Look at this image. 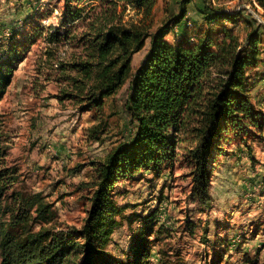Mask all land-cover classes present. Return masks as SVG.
I'll use <instances>...</instances> for the list:
<instances>
[{"label":"rangeland","instance_id":"obj_1","mask_svg":"<svg viewBox=\"0 0 264 264\" xmlns=\"http://www.w3.org/2000/svg\"><path fill=\"white\" fill-rule=\"evenodd\" d=\"M181 1H186L185 18L190 24L187 27L183 20L180 26H171L165 36L171 44L185 30L197 34L194 30L199 27L206 29L201 20L205 7H224L237 14L233 26H226L241 46L248 31L260 25L261 53L257 63L248 67L247 76L250 100L264 114V10L256 0H232L224 6L216 0H155L149 15L122 5L114 14L118 21L144 27L150 34L180 14ZM63 7V0H0V57L13 33L17 41H23L37 27L46 32L59 26ZM88 21L78 22L70 34L78 37ZM42 35L27 46L0 100V139L7 148L2 167L15 178L5 190L0 223L12 220L23 198L40 193L53 218L48 223L39 221L31 210V231L41 226L80 228L93 191L86 184L95 180L96 168L111 149L134 133L125 108L128 82L105 98L101 107L83 110L89 84L79 91L82 82L73 81L81 75L68 69L70 63L84 61L82 44L77 38L49 44ZM148 48L149 37L133 54L132 70L143 62ZM256 130L248 126L228 132L219 143L208 206L190 196L189 141L177 144L172 161L160 172L142 170L119 178L113 194L122 224L112 235L109 250L115 255L124 252L137 227L152 220L150 264H264V142L258 141ZM11 230L21 232L16 226Z\"/></svg>","mask_w":264,"mask_h":264},{"label":"trees","instance_id":"obj_2","mask_svg":"<svg viewBox=\"0 0 264 264\" xmlns=\"http://www.w3.org/2000/svg\"><path fill=\"white\" fill-rule=\"evenodd\" d=\"M230 1L216 0L221 6ZM63 2L59 26L46 32L37 27L23 41H17L15 33L11 35L0 57V100L12 82L16 64L37 35L43 34L49 44L77 38L85 59L70 63L68 69L81 75V79L73 81L82 82L79 91L89 84L83 110L101 107L105 98L128 82L125 108L134 133L111 149L96 168L95 180L86 184L93 191L80 228L55 230L41 226L31 231V212L34 219L45 223L53 218V213L42 194L23 198L18 213L10 217L12 220L0 223V264H150L152 220L137 227L121 254L115 255L108 248L112 235L122 224L114 184L119 178L132 177L142 170L160 172L172 161L177 144L189 141L193 165L190 196L202 206L210 204L212 164L221 140L227 138L228 132L253 126L258 141L264 142V114L250 100L247 76L248 67L257 63L261 53L260 25L248 31L241 46L232 28L226 26H233L237 14L224 7H205L201 20L206 29L199 27L194 30L199 33L192 35L185 30L171 44L165 39L171 26H180L183 20L187 27L190 24L185 18L186 1L180 3V14L150 34L144 27L118 21L114 13L122 5L149 15L155 0ZM256 2L264 10V0ZM82 20H89L85 31L78 37L71 35V29ZM148 37L146 56L132 70V56L143 48ZM2 142L0 139V213L5 212V190L15 181L12 171L2 167L7 153ZM15 226L21 228L20 233L11 230Z\"/></svg>","mask_w":264,"mask_h":264}]
</instances>
